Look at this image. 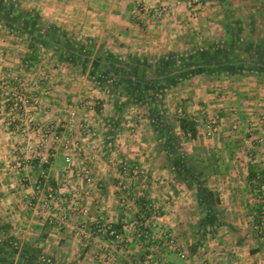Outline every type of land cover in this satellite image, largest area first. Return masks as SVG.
<instances>
[{"label": "crops", "instance_id": "crops-1", "mask_svg": "<svg viewBox=\"0 0 264 264\" xmlns=\"http://www.w3.org/2000/svg\"><path fill=\"white\" fill-rule=\"evenodd\" d=\"M16 1L73 34L80 44H91L92 52L84 70L75 63L53 59L50 51V57H37L24 37L0 21V86L8 81V86L15 89L24 82L32 97L41 103L39 108L30 105L23 120H19L10 114L0 91V223L8 224V234L19 245H40L46 260L56 264L175 262L171 255L177 258L179 250L194 243L200 219L196 198L192 189L184 185H177L174 191L165 154L157 151L158 139L147 115L135 104H121L128 99L122 89H127V84L163 85L168 77L164 66L168 56L177 63L172 74L181 71L180 58H188L208 45L223 48L229 37L225 28L231 26L234 33V22L239 30L238 42L264 41V0H207L195 7L176 4V0ZM163 4L167 9L156 14L155 9ZM245 63L254 67L260 64L247 59ZM83 85L87 89L80 87ZM110 85L118 89L111 92ZM44 89H50V95H43ZM156 98L169 117H187L195 122V137L183 142L188 145L186 150L198 147L205 162L213 166L208 185L218 193L228 227L237 230L242 243L252 242V248L236 256L240 257L239 263L264 264V228H256L259 206H264V201L250 188L256 168L264 171V128L258 126L260 121L252 128L254 134L246 135V119H257L264 113V72H190L178 76ZM70 109L96 130L95 137H78L76 170L88 168L85 158L92 146L104 150L101 155L105 161L95 158L90 164L107 170L101 173L95 169L89 175L90 183L75 174L70 178L80 189L88 213L71 214L59 222L61 211L47 210L46 217L40 204L26 205L28 199L39 200L32 188L38 160L25 159L26 169L7 167L8 163L13 166L8 159L12 149L20 147V143L28 148L37 144L39 132L50 124L56 125L64 139L61 123ZM207 119L219 124L218 131L209 137L205 135ZM234 122H238L235 131L231 129ZM18 131L23 139H18ZM176 132L182 133L178 128ZM255 134L261 137L260 144L254 141ZM250 152L255 155L253 161L248 157ZM59 155L63 158L59 151L50 158V184L63 178L64 164L54 165ZM124 158L146 170L127 191L119 190L112 176ZM19 169L25 171L20 173L25 178L15 173ZM122 195L135 205L129 209L120 207ZM98 217L100 223L111 222L117 236L97 232ZM224 227L227 225L220 228ZM252 227L250 239L247 231ZM170 236L178 244L177 250L168 249ZM179 261L177 258L175 263L181 264Z\"/></svg>", "mask_w": 264, "mask_h": 264}, {"label": "trees", "instance_id": "trees-1", "mask_svg": "<svg viewBox=\"0 0 264 264\" xmlns=\"http://www.w3.org/2000/svg\"><path fill=\"white\" fill-rule=\"evenodd\" d=\"M0 21L2 25L24 37L28 47L37 57L40 55L41 49H45L50 51L56 60L75 63L81 70H84L89 62L92 52L91 44H80L81 42L77 41L73 34L42 18L33 8L23 7L16 0H0ZM234 26V33L231 26H226L225 29L228 31L229 37L223 48L218 44L208 45L206 49L201 48L188 58H180L179 66H183L181 71L172 74L177 63L175 58L168 56L164 64L168 77L165 78L163 85L127 84V89L121 88L122 92L128 95V99L121 104H135L141 107L147 115L156 139H158L157 151H163L165 154L167 170L174 191H176L177 185H184L187 189L194 190L197 207L203 213L196 224L193 235V239L196 238L195 241L205 234L208 227L216 230L221 225H228L224 220L218 193L208 185V178L214 169L208 161L205 162L206 159L203 158L199 148L194 147L191 151H187L183 145L185 139L195 137V122L187 117H169L165 113V108L157 102L159 98L157 99L156 96L165 87L173 85L178 76L183 77L190 72L205 74L263 73L264 41L238 42L236 34L239 30L236 22H234ZM246 59L256 60L260 64L254 67L245 63ZM161 66L162 62L156 71ZM93 71L94 69L90 71L92 78ZM108 88L112 92L117 90L118 86L110 85ZM176 128L182 133H177ZM7 228L8 224L0 223V264H56L46 260L40 245L27 242L19 245L8 234ZM191 245L189 251L193 253L197 242Z\"/></svg>", "mask_w": 264, "mask_h": 264}, {"label": "built area", "instance_id": "built-area-1", "mask_svg": "<svg viewBox=\"0 0 264 264\" xmlns=\"http://www.w3.org/2000/svg\"><path fill=\"white\" fill-rule=\"evenodd\" d=\"M207 0H176V4H185L188 7H195L202 5ZM138 9V8H137ZM167 9L166 5H160L155 9V13L159 14ZM45 76V75H44ZM0 91L3 103L8 106L10 114H14L22 120L25 115L27 108L31 106H40L39 99L32 97L25 87L24 82L20 83L18 88L11 89L8 86V81L1 82ZM43 93H48V89H44ZM259 122L258 126L264 128V113H260L257 119L247 118L246 122L249 124L247 127V136H251L253 133V126ZM8 122H11L9 119ZM61 128L65 131L66 137L63 139V134L56 130L57 127L54 124L44 127L38 135V143L32 144L30 146L31 156L26 159H37L38 160V171L35 176L33 191L39 195V200L33 201L28 199L26 205L29 207H34L40 204L41 210L46 213V217L49 216L48 211L52 209L61 211L59 217V222L64 221L70 214H83L87 215L88 210L84 206L82 201V194L76 183L70 181V178L75 174L78 177L86 178L88 183L90 171L88 168H83L76 170L75 154L80 150L78 137L83 135L87 137H95V128L87 122L80 119L79 115L74 109L68 110L67 118L61 123ZM54 126V127H53ZM20 131H25L24 128H19ZM219 129V124L215 123L211 119L205 121V135L213 136ZM232 130L238 129V122L231 124ZM35 131V130H34ZM255 142L260 144L261 137L255 134ZM19 148V147H17ZM61 152L64 159V165L62 168L63 178L55 184H50L48 177V169L51 167V156L56 152ZM16 157L20 158V154L17 151ZM252 161L255 160V155L251 152L248 156ZM252 157V158H251ZM263 159V158H262ZM23 161V160H22ZM21 162H17L19 165ZM118 166V172L115 176V185L119 190L127 191L130 185L135 181V179L143 176L146 172L143 166L136 163H130L127 159H120ZM252 189L253 193L264 201V171L262 167L256 168V176L252 179ZM262 201V202H263ZM119 205L122 208L129 209L130 204L125 195L120 196ZM48 210V211H47ZM264 206H259L258 210V220L256 227L259 229L264 228ZM100 217H98V223H96L97 232H105L109 235L117 236V231L112 226L111 222L100 223ZM167 246L176 247V241L173 238L167 240ZM178 256L183 257V253L177 252ZM172 264V263H171Z\"/></svg>", "mask_w": 264, "mask_h": 264}, {"label": "rangeland", "instance_id": "rangeland-1", "mask_svg": "<svg viewBox=\"0 0 264 264\" xmlns=\"http://www.w3.org/2000/svg\"><path fill=\"white\" fill-rule=\"evenodd\" d=\"M48 52L49 51H46L45 49H42L40 51L39 57H44V55L47 56V57L48 56L50 57ZM53 59H55V58H53ZM44 60H46V58ZM56 62L59 63L58 61H56ZM69 70L71 71V69H69ZM44 75H45V73H44ZM41 76H43V74ZM70 76H72L75 79L77 78L73 74L70 75ZM80 87L83 88V89H87L85 87V85L80 86ZM42 94L43 95H48V94L50 95V89H48V93L44 94L42 92ZM8 121H9V119H8ZM18 132L19 133H16V135L18 136V139L19 140L23 139L24 135L22 133H20V131H18ZM183 145L185 146V148H187V146H188V145H185L184 143H183ZM98 148H100V147L99 146H97V147L92 146V148H90V150L88 151L89 152V154L87 155L88 158H85L86 161L89 163L87 165H88V170L90 171V174H92V172H94L95 169L96 170L98 169L99 172H101V173L104 172L103 169L107 170V167L103 168V166L99 167L98 165H96V166L91 165V164H93V162H94L93 160L95 158H100L101 160L103 159L102 161H105L104 160L105 156L101 155V154L105 153L104 150L102 148L98 150ZM196 148H198V147H196ZM31 150L32 149L30 147L28 148V145L27 146L25 145V147H23V144H21V143H20V147L19 148H17V146L15 148H13L12 151H11V156L8 158V159H11V161L13 162V166L10 167V164L8 163L7 169L8 168L18 169V168H21V167L26 169V165L27 164L25 163V159L27 157L31 156ZM17 151L20 154V158L16 157L15 153ZM17 162H21V163L18 165ZM63 164H64V159L61 158L60 155L57 156L56 160L54 162V165L57 166V167H60ZM23 172H25V171L21 170V169H19L17 171L15 170V173H17L18 176H20V177L24 176V178H25L24 174H20V173H23ZM117 172H118V166L116 165L114 170H113L112 176L115 177ZM20 177L18 178V180H20ZM33 185H34V182H33ZM250 188H252V186ZM191 191L194 194V191L193 190H191ZM128 202H129L130 206L131 205H135L134 204L135 202H132V200H128ZM255 215H256V213H255ZM197 216L199 218H201L203 216V213H202V211L199 208H198ZM251 218H252V216H250V220H251ZM257 218H258V213H257ZM224 220L226 222V219H224ZM220 227L221 226H219L216 230H214V229L212 230L210 227H208V229L210 228L209 229L210 231H208V232L205 231V234L202 233L203 236L201 238V242L199 240L200 238L197 239V241H195V239H196L195 238L194 242H197V245H196L195 249L193 250V253L189 251V247H191L192 245H189V246L185 247L184 251H180L179 250V252L183 253V255H184L183 257H180L177 254V258L180 259L179 262L181 264H189V263H191V264H243L242 262L239 263V258L240 257H236V256H239L242 253L243 250H247L248 248L249 249L252 248V246H251L252 242L250 241L248 243H242L243 240L240 239L241 237L239 236V233L237 232V230L234 227L230 228V226L228 227V225H227V228H225V227L224 228H220ZM253 229L254 228L252 227L250 230L247 231L248 234H249V238L250 239L253 236ZM224 230H226V231H224ZM263 230L264 229H262V231ZM207 233H209V234H207ZM196 234H197V236L199 235L198 232ZM263 236H264V232H263ZM170 237L173 238V236H170ZM215 237L217 239H215ZM162 246L164 247V245H162ZM176 246H178L177 243H176ZM168 249L177 250L176 247L175 248L168 247ZM152 250H154V249H152ZM162 252H163V250H162ZM190 256H193V257L195 256V257L194 258H192V257L190 258ZM171 258H174L175 262L177 261V258L174 257L173 254L171 255ZM175 262H169V264H171V263L172 264H177ZM150 264H156V262L152 261Z\"/></svg>", "mask_w": 264, "mask_h": 264}]
</instances>
